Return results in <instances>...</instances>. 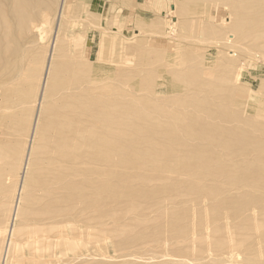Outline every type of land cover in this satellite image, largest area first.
Wrapping results in <instances>:
<instances>
[{
	"label": "rangeland",
	"instance_id": "rangeland-1",
	"mask_svg": "<svg viewBox=\"0 0 264 264\" xmlns=\"http://www.w3.org/2000/svg\"><path fill=\"white\" fill-rule=\"evenodd\" d=\"M61 2L36 0L20 24L0 0V233L42 114L53 33L40 41L31 25L54 27ZM64 4L42 100L47 121L71 111L108 117L93 132L110 133L108 151L134 167L81 166L46 187L38 135L8 264H264V0ZM237 168L251 172L254 187L232 182ZM88 188L101 191L83 197ZM112 188L128 197H106Z\"/></svg>",
	"mask_w": 264,
	"mask_h": 264
},
{
	"label": "bare ground",
	"instance_id": "bare-ground-1",
	"mask_svg": "<svg viewBox=\"0 0 264 264\" xmlns=\"http://www.w3.org/2000/svg\"><path fill=\"white\" fill-rule=\"evenodd\" d=\"M42 1V0H40ZM3 2V1H2ZM243 2V1H242ZM36 3V0H10V5H11V13L12 15L19 20L20 24H26V22L31 18V11L33 10V7ZM61 7L57 13V19L55 21L54 27L52 26L51 21L43 20L44 22L38 24H30L31 30L30 32L33 33H38V37L40 41H44L47 39V35L53 33V38L52 42L50 45V51H49V60L46 65V72H45V78L42 83V91L40 94L39 99L37 100V104L39 107L42 109V114L41 117L39 118V113L37 115V121L34 124V130H32L30 136H29V145H28V150L26 153V158L24 161V164L21 169L20 177H19V185L17 186L16 189V195H15V202L13 204V211L11 213V217L6 224L5 228L2 229L0 235L2 236V242H3V250L2 253H0V264H8L9 260V255L12 252V250H16L18 246L15 245L12 241L13 237L19 232V229L15 226V220L20 216L21 214V208L19 206L21 202V196L23 195V192L25 191L27 185H28V179H29V169L32 166V156H33V150L35 147H32L33 141L37 140L38 135L40 137L42 136V140L45 141L44 146L41 148L42 149V155L44 156L41 167H40V172L39 175L42 178H45V182L43 183L44 186L50 187V186H57V188L60 187V185L63 183V181L70 177V174H67L70 171H75L77 167L84 166L83 169H86L89 165H95V166H104L109 169H114L116 170H121L125 169L126 167H134L133 164H129L126 162L127 160V155L125 153L116 155L112 151H108V148L111 147L112 142L110 139V133H107L103 136L96 137V133L93 132V124L100 123L103 119L106 121L108 117H105L104 115L100 118L97 117L95 119L94 117H91V120H89L87 117L83 115H79L77 112L75 113L74 111H71L66 114H61V115H56V118L52 121L51 116L50 119L46 118V107L42 105V100L45 94H47L50 90L51 84H52V73H53V61H54V54L57 51V44L60 43L58 42L59 36L61 34V26H62V20H63V4L64 0L61 2ZM43 4V3H41ZM65 5V4H64ZM42 6V5H40ZM5 7V6H4ZM10 8V7H9ZM40 8V7H39ZM42 10V9H41ZM36 12V11H35ZM34 12V15H35ZM42 13V11L40 12ZM43 12L42 17H47L46 11ZM10 14V13H9ZM5 15V14H4ZM40 15V14H38ZM88 15L89 12H88ZM6 16V15H5ZM3 17L4 23L7 24V19L6 17ZM11 17V16H10ZM40 17V16H39ZM41 18V17H40ZM39 18V19H40ZM38 19V18H37ZM36 19V20H37ZM42 19V18H41ZM55 19V18H54ZM12 20V19H11ZM39 21V20H38ZM227 21V20H226ZM33 22V21H31ZM222 22V21H221ZM11 23V22H10ZM223 23V22H222ZM9 24V23H8ZM226 24H229L226 23ZM2 25V24H1ZM13 26V24H12ZM15 26V25H14ZM11 27V26H9ZM23 27V26H22ZM28 27V26H27ZM24 28V27H23ZM47 29V30H46ZM9 30V29H8ZM12 30V29H11ZM26 30V29H25ZM29 30V29H27ZM26 30V31H27ZM10 31V30H9ZM20 31V30H18ZM13 32V31H12ZM23 32V31H22ZM2 33V32H1ZM25 33V32H24ZM12 34V33H11ZM27 35V34H26ZM12 37V35H11ZM14 37H17L15 35ZM23 37V36H22ZM1 38V36H0ZM6 38V37H5ZM13 38V37H12ZM14 39V38H13ZM1 40V39H0ZM8 40V39H7ZM10 40V39H9ZM2 44V41H0ZM12 44V43H11ZM3 45V44H2ZM211 71V70H210ZM206 77V76H205ZM159 79V78H158ZM187 103V102H186ZM120 105V104H118ZM66 107V106H64ZM124 109V108H123ZM94 110V109H93ZM61 112V111H58ZM98 113V112H97ZM44 119V120H43ZM45 122H50L49 126H46L45 128ZM122 122V121H121ZM119 124V123H118ZM121 124V123H120ZM124 124V122H123ZM117 126V125H116ZM21 128L22 125L19 124V121H17L16 128ZM120 127V126H118ZM115 128V127H114ZM23 129V127H22ZM117 129V127H116ZM120 129L125 132V124L120 127ZM109 132L110 129H108ZM120 139L125 140L124 133L120 136ZM118 139V140H120ZM121 141V140H120ZM97 150V151H94ZM113 150V149H112ZM118 152V151H117ZM7 156V155H6ZM96 163V164H95ZM136 162H134L135 164ZM139 164V163H137ZM38 165V164H37ZM111 166V167H110ZM192 167V166H191ZM201 167V166H200ZM95 168V167H93ZM101 168V167H100ZM99 168V170H100ZM204 168V167H203ZM89 170V169H88ZM238 170V171H237ZM237 170H234V175L231 176L230 178L232 179V182H242L245 183L246 187H254V182L252 179L253 178L251 175L250 171H247L245 168H237ZM243 171V172H239ZM82 171V170H81ZM123 171V170H122ZM93 172V171H91ZM96 172V171H95ZM106 172V171H105ZM119 172V173H120ZM81 173V172H80ZM87 173V172H86ZM99 173V172H98ZM110 173V172H109ZM123 173V172H122ZM245 173V174H244ZM77 174V173H76ZM108 174V172H107ZM114 174V173H113ZM116 174V173H115ZM240 174V175H239ZM88 175V174H87ZM85 174L82 175V177L85 178L87 176ZM121 175V173H120ZM26 176V177H25ZM75 176V173H74ZM91 175H88L87 178L89 179L90 182L94 181V179H91ZM99 176V175H98ZM105 176V175H104ZM119 176V175H118ZM242 176L243 178H240ZM246 176V177H244ZM113 177V176H112ZM72 178V177H71ZM78 178V177H77ZM76 178V179H77ZM81 178V177H80ZM103 178V177H102ZM114 178V177H113ZM87 179V180H88ZM91 179V180H90ZM100 179V178H99ZM115 179V178H114ZM242 179V180H241ZM244 179V180H243ZM72 180V179H71ZM74 180V179H73ZM77 181V180H76ZM75 181V182H76ZM66 182V181H65ZM113 182V181H112ZM116 182V181H115ZM208 182V181H207ZM248 182V184L246 183ZM213 184V183H212ZM260 184V183H259ZM71 185V184H70ZM106 186V185H105ZM244 186V187H245ZM66 187V186H65ZM232 187V186H231ZM53 188V187H52ZM62 188V187H61ZM82 188V187H81ZM47 189V188H46ZM83 189V188H82ZM98 190H89V188L86 190L85 196L83 197H90V198H95L98 196L99 192L101 191L100 188ZM108 189V188H107ZM253 189V188H251ZM40 191L42 189H39ZM234 190V189H233ZM244 190V189H243ZM250 190V189H248ZM58 191V190H57ZM240 191V190H239ZM242 191V190H241ZM240 191V192H241ZM251 191V190H250ZM253 191V190H252ZM264 193V190H259V192ZM56 192V191H55ZM63 192V191H62ZM233 192V191H232ZM70 193V192H69ZM236 193V192H235ZM258 193V192H257ZM43 194L44 191H43ZM17 195H19L17 197ZM41 195V193H40ZM62 195V194H61ZM127 193L122 192V191H115V189H110L105 196L106 197H111V199L118 198V199H124ZM138 195V194H137ZM264 195V194H263ZM259 196L260 199L261 197L264 199V196ZM245 197H247V194H244ZM81 197V198H83ZM47 199V197H46ZM256 199V198H255ZM131 200V199H130ZM257 200V199H256ZM262 200V199H261ZM80 201V200H79ZM134 201V200H133ZM71 203V202H69ZM134 203V202H131ZM166 203V202H164ZM79 204V203H78ZM107 205V204H106ZM115 205V204H114ZM134 205V204H133ZM138 205V204H136ZM79 206V205H78ZM113 206V205H112ZM126 206V205H125ZM170 206V205H169ZM109 207V206H108ZM114 207V206H113ZM124 207V206H123ZM221 207V206H220ZM163 208V207H162ZM166 208V207H165ZM164 209V208H163ZM167 209V208H166ZM169 209V208H168ZM174 209V207H173ZM88 210V209H87ZM94 210V209H93ZM157 210V209H156ZM75 211V210H74ZM90 211V210H89ZM92 211V210H91ZM161 211V210H160ZM252 211V210H251ZM260 211V210H259ZM106 212V211H105ZM158 212V211H157ZM219 212V211H218ZM264 212V211H262ZM75 213V212H74ZM85 213V212H84ZM87 213V212H86ZM85 213V214H86ZM89 213V212H88ZM91 213V212H90ZM100 213V212H99ZM163 213V212H162ZM161 213V214H162ZM134 214V213H133ZM171 214V213H170ZM80 215V214H79ZM78 215V216H79ZM127 215V214H126ZM135 215V214H134ZM133 215V216H134ZM156 215V214H155ZM159 215V214H158ZM253 215V214H252ZM85 216V215H83ZM166 216V215H164ZM255 216V215H254ZM160 217V216H159ZM208 217V216H207ZM253 217V216H252ZM111 220V219H110ZM255 220V219H254ZM208 221V219H207ZM224 221V220H223ZM230 221V220H229ZM104 222V221H103ZM222 222V221H221ZM237 222V221H236ZM175 223V222H173ZM249 223V222H248ZM101 224V222H100ZM99 224V225H100ZM237 224V223H236ZM103 225V224H101ZM233 228V226H231ZM236 227V226H235ZM255 227V225H254ZM174 228V227H173ZM256 228V227H255ZM172 229V228H171ZM224 230V229H223ZM226 230V229H225ZM230 230V228L228 229ZM256 231V230H255ZM254 231V232H255ZM258 231V230H257ZM256 231V232H257ZM91 232V231H90ZM206 232V231H205ZM228 232V231H227ZM230 232V231H229ZM260 232V231H259ZM89 233V232H88ZM93 233V232H92ZM224 232H222L223 235ZM232 233V232H231ZM240 233V232H239ZM90 234V233H89ZM207 234V233H206ZM205 234V235H206ZM90 236V235H89ZM93 236V235H92ZM217 236V235H216ZM225 236H228L226 233ZM229 236H232L231 234ZM228 236V237H229ZM211 237V236H210ZM209 238V237H207ZM211 239V238H210ZM201 240V239H200ZM221 240V239H220ZM231 240V239H230ZM228 241V240H227ZM220 242V241H219ZM222 242V241H221ZM220 242V243H221ZM231 242V241H230ZM36 241H32L31 244H36ZM98 243V242H96ZM229 243V242H228ZM238 243V242H236ZM232 244V243H231ZM229 244V245H231ZM30 245V243H29ZM77 245V244H76ZM96 245V244H95ZM237 245V244H236ZM87 246V244H86ZM89 246V244H88ZM218 246V245H217ZM233 247H236L232 245ZM231 248V246H229ZM83 248V246H82ZM207 248L208 245H207ZM86 249V248H85ZM227 249V248H226ZM234 249V248H233ZM215 251V250H214ZM221 251V250H220ZM228 251V250H227ZM236 251V250H235ZM233 251V252H235ZM219 252V251H218ZM229 252V251H228ZM259 254V253H258ZM248 255V254H247ZM251 256V255H250ZM259 256V255H258ZM256 259V258H255ZM24 260V259H23ZM34 260V259H33ZM34 263V261L32 262ZM253 263V262H252ZM254 264V263H253Z\"/></svg>",
	"mask_w": 264,
	"mask_h": 264
},
{
	"label": "crops",
	"instance_id": "crops-1",
	"mask_svg": "<svg viewBox=\"0 0 264 264\" xmlns=\"http://www.w3.org/2000/svg\"><path fill=\"white\" fill-rule=\"evenodd\" d=\"M153 6H155L154 3H153ZM153 6H152V8H154Z\"/></svg>",
	"mask_w": 264,
	"mask_h": 264
}]
</instances>
